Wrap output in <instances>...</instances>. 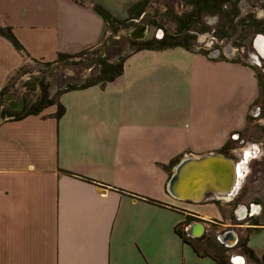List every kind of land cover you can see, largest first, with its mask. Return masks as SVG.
<instances>
[{
  "label": "crops",
  "instance_id": "0c3cea01",
  "mask_svg": "<svg viewBox=\"0 0 264 264\" xmlns=\"http://www.w3.org/2000/svg\"><path fill=\"white\" fill-rule=\"evenodd\" d=\"M139 1L0 0V28L9 26L24 48L0 34V90L25 53L52 61L99 45L108 25L94 4L123 20ZM258 94L254 68L241 61L181 46L133 49L114 80L62 93L60 118L53 104L1 121L0 264H164L167 241L177 264H215L176 228L185 234L189 222L208 221L219 234L235 226L230 209L217 196L176 200L166 182L181 156L238 141ZM258 207L254 223L237 227L251 230L247 246L261 261Z\"/></svg>",
  "mask_w": 264,
  "mask_h": 264
},
{
  "label": "rangeland",
  "instance_id": "374dc122",
  "mask_svg": "<svg viewBox=\"0 0 264 264\" xmlns=\"http://www.w3.org/2000/svg\"><path fill=\"white\" fill-rule=\"evenodd\" d=\"M193 1L146 0L143 12L136 18L133 17L127 27H122L120 24H115L113 27L107 26L106 36L101 43L87 49L82 56H72L50 63H47L49 61L25 57L21 67L9 80L8 90L10 93H6L3 96L4 105L8 106L11 110H14L12 109L13 107H17L15 110H18L22 104V100L24 102L27 100H38L44 93V90L47 99L58 98V91L63 90L68 84L80 85L87 79L98 75L101 67L98 61L99 58H106L108 62L112 63L117 62L120 57L126 56L129 51L135 49L137 45L134 43L150 38H158L165 31L175 34L177 24L179 23L191 24L190 29L194 34L188 31V34L193 35L189 50H198L196 46H205L206 41L211 39L208 29L210 28L209 22L213 23L214 17L208 16L203 11L195 13L193 17L189 16L192 13ZM230 3L231 6L230 8L228 7L229 16L225 22V27L224 29H219L218 32L219 34L224 32L227 36L225 39L228 41L224 42L227 46L224 55L228 56V58H233L232 60H238L251 65L254 68L259 80V94L251 108L256 106L261 107L262 113L259 114L258 111L254 116L251 109L247 116L246 124L240 132V139L234 142L230 141L224 150L225 153L237 161L241 178H243V174L248 173L241 190H239L241 178H238L237 189L232 195V197H236L231 202L220 200L217 203L218 206L230 209L231 223L235 225L231 228H235L239 238L237 243L233 248H227L218 242L212 234L219 231V225L207 221V226L210 229L209 234L212 237L195 241L194 244L200 253H207L226 260L224 264H229V254L235 252L237 249L244 252L246 257L245 264H264V261H256L250 258L242 246L243 243L247 244V238L252 234L251 230L248 231V229L237 227L246 223H254L255 219L243 222L233 215L234 208L245 201L246 203H256L257 206L261 205V214L256 216H264V65H257L254 62L252 58L253 51L249 46L255 34L264 35V32L256 29V27L259 28L260 23L257 19V12L262 9L264 0H239V2L238 0L235 2L230 0ZM232 3L235 4L232 5ZM115 11H117L119 16L123 13L119 8L115 9ZM140 25H146V32L143 38L138 39L131 35V31ZM215 78L219 79L214 74L213 79ZM217 94L215 91V96ZM228 102L230 103L232 100ZM253 143L259 147L252 145ZM247 147H249L248 149L254 147L253 151L255 153L253 156H257L247 163L249 169L245 168V160L241 155V150L247 149ZM251 156L252 153L247 156L246 152L247 158ZM254 182L256 184H253ZM214 220L218 221V219ZM255 239L257 240V238ZM251 243L252 240L250 241ZM191 250H193L192 247ZM164 255V264H177V259L181 260V255L176 246H170L168 241L164 248ZM203 260H207L206 257Z\"/></svg>",
  "mask_w": 264,
  "mask_h": 264
},
{
  "label": "water",
  "instance_id": "95a60500",
  "mask_svg": "<svg viewBox=\"0 0 264 264\" xmlns=\"http://www.w3.org/2000/svg\"><path fill=\"white\" fill-rule=\"evenodd\" d=\"M143 27L145 30L141 38L146 32V25ZM258 36L263 37L262 43H264V35L257 34L254 46L264 58V44L260 48L255 44ZM236 165L237 161L222 150L201 155H183L172 166L166 182L167 193L176 200L191 203H200L209 196L224 197L229 201L238 185ZM245 211L246 206L240 204L237 208L238 218H242ZM187 232L191 236L198 237L203 232V226L199 222H192ZM217 238L225 247L230 248L237 243L238 235L236 230L231 228L218 234ZM237 258L240 261L238 264H245V257L239 255L236 256Z\"/></svg>",
  "mask_w": 264,
  "mask_h": 264
},
{
  "label": "trees",
  "instance_id": "16d2710c",
  "mask_svg": "<svg viewBox=\"0 0 264 264\" xmlns=\"http://www.w3.org/2000/svg\"><path fill=\"white\" fill-rule=\"evenodd\" d=\"M145 4H146V0L139 1L135 4H133L129 9V16L123 20L115 18L114 16L111 15V13L107 9H105L104 7H102L99 4H94L93 9L103 18V20L106 22V24L108 26L113 27L115 24H120V26H122V27H127L129 24V21H131V19L133 17L136 18L137 16H139L143 12V8L145 7ZM0 34L3 37H5L16 50H18L20 52H22L24 50L22 44L15 37V35L12 33L11 28L9 26H5V27L0 28ZM134 44L137 45L135 47V50L144 49V48L162 49V48H166V47H176V46H181V47H184L186 49H190L189 45L182 43L174 35H166L165 37H162L159 39L150 38V39H147L144 41H139V42L134 43ZM90 48H92V47H90ZM87 49H89V48H87ZM87 49H84V50L76 52V53L59 52L57 54V57L54 60L49 61L47 63H50L53 61L64 60V59H67V58L72 57V56H82ZM25 57H29L28 54L25 53ZM125 57L126 56L120 57V59L114 63L108 62L106 58H99L98 61L101 65V67H100V71H99L98 75H96L90 79H87L86 81H84L83 84H80V85L68 84L63 90L58 91L57 94L60 96L64 92H67L70 90H75V89L86 88V87H89V86H92L95 84H100L101 86H104L106 82L114 80L118 75H120L122 73L123 63H124ZM11 77L7 80V82L5 83L3 88L0 90V123H1V121H4L6 119L7 120L8 119L9 120H19V119H22L28 115L39 114L41 111H43V109H45L46 107L53 105V104H56V106H57V110L55 112V117L58 119L63 115V113L65 112V107L59 101V99H58L59 97L47 99V95H46L45 90H44V93L38 98V100H34V101L33 100H27L25 102L22 100V102H21L22 104L18 110L9 109L6 105L3 104L2 98L6 93H10L8 90V87H9L8 83H9V80L11 79ZM174 162H175V160L171 161V164H173ZM190 219H191V217L188 218V220H190ZM176 231L181 235V237L183 238V240L185 242H189L193 245V247L195 248L197 253H199V255L212 256V255L207 254V253H204V254L201 253L200 254L199 250L197 249V246L195 244H193V242H191L182 231H180L178 228H176ZM242 246L244 248V251L247 252V254L250 258H253L256 261H260L259 258L253 252V250L250 249L246 243H243ZM212 257L215 260V264L226 263V260H224V259L217 258L216 256H212ZM261 261H264V255L262 256Z\"/></svg>",
  "mask_w": 264,
  "mask_h": 264
},
{
  "label": "flooded vegetation",
  "instance_id": "af4514ba",
  "mask_svg": "<svg viewBox=\"0 0 264 264\" xmlns=\"http://www.w3.org/2000/svg\"><path fill=\"white\" fill-rule=\"evenodd\" d=\"M235 1H237V0H233V2H235ZM238 2H239V0H238ZM192 4H193V9L191 10L192 13L189 16L193 17L195 13H200V11L201 12L203 11V13H206L208 16L214 17V22L213 23L212 22L211 23L209 22V27L210 28L208 29L209 34H211V39H209L208 41H206L207 43L205 44V46H198V47L196 46V48L199 51H202V52L210 55V57H213V58H228V56H225L224 55L225 54L224 51L227 48V46L224 44V42H227L228 41V40L226 41V39H225V38H227V36L224 34V32H222L221 34H219L218 32H219V29H224V27H225V22L227 20V17L229 16V9H228V7L230 8V6H231L230 0H203V1L202 0H194L192 2ZM233 4H235V3H232V5ZM263 10H264V4L262 5V9H260V11L257 12L258 13L257 19H258V21L260 23H259V28L256 27V29H259L260 32H264V13H262V12H264ZM222 20H223V22H222ZM215 23H217V24H215ZM213 24H215L217 26H215ZM138 27H136L135 29H133L131 31V35L132 36H138V33H137ZM190 27H191V24H189V23L188 24L187 23H183V24L182 23H179V24H177V29L175 31V34H172V33H169V32H166L165 31V32H163L160 35L159 38L165 37L166 35H174L176 38L178 37L177 39H179L182 43L191 46V38L193 37V35L188 34V31L191 34H194V33L192 32V30L190 29ZM255 37H256V34L254 35V37L252 38V40L249 43V46H250V48L253 51L252 58L254 59V62L257 65H260V64H263L264 65V58L260 56V54L258 53V51L256 50V48L254 46V39H255ZM159 38H157V39H159ZM228 59H233V58H228ZM258 82H259V80H258ZM12 109L15 110V109H17V107L16 108L13 107ZM258 111H259V114L262 113L261 107L259 108V107L256 106V107L252 108V114L254 116L258 113ZM253 148L249 149L250 151L247 150L248 151V155L252 153V156L251 157H248V158L246 157V151H245L246 149H242L241 150V155H242L243 159L245 160L244 161L245 162V164H244L245 165V168H248L247 163L252 158L257 157V156H253V154L255 153L253 151ZM247 175H248V173L243 174V179H245ZM239 178H241V176H239ZM235 197H232V199L229 200V202H231ZM219 199H222L225 202L228 201L224 197H221V198L219 197ZM251 204L252 203H250L249 206H246V211H245V213L243 212L244 214H243V217L242 218H238V215H237V208L239 207V204L234 208L235 213L233 215L238 220L243 221V222L245 220H253L254 219L253 218V216H254L253 211H258L259 210V207L256 205V203H253L252 206H251ZM190 223L191 222H189V224ZM189 224L186 225V233L187 234L186 233L185 234H186V237L191 242H193V244L195 243V241L203 240L206 237H212V236L218 242H220L218 240V238H217V236H218L217 233L212 234V236L209 234L210 233V229H209L208 226L203 227V232H202V234L200 236H198V237L197 236H195V237L194 236H191L187 232V226ZM221 233H223V232H221ZM227 248H229V247H227ZM230 248H233V247H230ZM237 250L235 252H232V253L229 254V256H228L229 257V264H234V262L232 260L234 256H239V255H244L245 256L244 252H241L240 250L237 251ZM245 263H246V257H245Z\"/></svg>",
  "mask_w": 264,
  "mask_h": 264
},
{
  "label": "bare ground",
  "instance_id": "6f19581e",
  "mask_svg": "<svg viewBox=\"0 0 264 264\" xmlns=\"http://www.w3.org/2000/svg\"><path fill=\"white\" fill-rule=\"evenodd\" d=\"M144 30H145V27H143V25H140L137 29L138 36H133V37L140 39L143 35ZM262 41H263V38L261 36H258V38L255 41L256 42L255 44L258 46V48L263 46L264 43H262ZM261 50H263V49H261ZM239 172H240V170H239V167L237 164L236 165V174H237L238 178L240 176Z\"/></svg>",
  "mask_w": 264,
  "mask_h": 264
},
{
  "label": "built area",
  "instance_id": "2783aa9c",
  "mask_svg": "<svg viewBox=\"0 0 264 264\" xmlns=\"http://www.w3.org/2000/svg\"><path fill=\"white\" fill-rule=\"evenodd\" d=\"M241 256L245 257L244 255H241Z\"/></svg>",
  "mask_w": 264,
  "mask_h": 264
}]
</instances>
